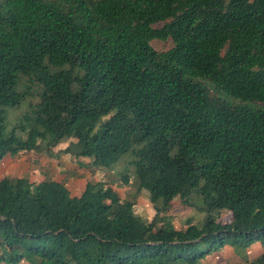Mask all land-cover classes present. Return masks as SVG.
Wrapping results in <instances>:
<instances>
[{
  "label": "trees",
  "instance_id": "1",
  "mask_svg": "<svg viewBox=\"0 0 264 264\" xmlns=\"http://www.w3.org/2000/svg\"><path fill=\"white\" fill-rule=\"evenodd\" d=\"M32 87L38 101L6 132ZM67 139L61 154L92 171L129 154L152 219L105 183L71 195L3 176L0 264H199L264 245V0H0V160ZM192 195L204 218L175 228L171 201L191 208Z\"/></svg>",
  "mask_w": 264,
  "mask_h": 264
},
{
  "label": "rangeland",
  "instance_id": "2",
  "mask_svg": "<svg viewBox=\"0 0 264 264\" xmlns=\"http://www.w3.org/2000/svg\"><path fill=\"white\" fill-rule=\"evenodd\" d=\"M161 26L162 24L158 23L153 27L160 28ZM149 46L155 52H164L168 50L172 44L169 39L165 41L152 40L149 42ZM205 85L210 92L228 104L242 105L251 110L257 109V106L253 104L240 103L237 100L228 98L223 93L212 90L207 83H205ZM31 91L32 95L26 97L18 107L6 110V132L12 131V127L17 118L28 110L30 104H34L38 101L36 95H34L38 91L37 88L32 87ZM15 136H21V134L15 132ZM73 141V139L63 140L48 153L26 152L20 154L19 152L14 156L6 157L3 161H1V159L0 178L3 176L9 178H24L30 182L52 181L54 184L61 185L63 188L74 193L82 189L85 182L89 185L105 183L106 185H110L116 192L119 197V202H121L120 204L131 208L134 216L141 218L143 221H150L154 215L152 204L149 203L147 192L144 190H137L132 183V169L128 165L130 155L127 153L121 155L117 162L108 169H95L91 171L87 166V158H73L61 154V151L68 143ZM78 160H81L80 163L84 165L83 168L76 163ZM122 172L129 175V183L127 185H121L119 181V174ZM191 202L193 206L188 208L183 206L178 198L171 201L165 214L170 217L175 228L182 226L183 222L188 218H190L194 224H199L204 218L205 213L198 210L199 206L201 207L200 199L196 195H192ZM216 212L217 211H212L210 214L215 215ZM220 220L222 222H228L229 214L226 211H222L220 213ZM227 251L228 253L223 255L216 254L208 256L203 264H244L240 259L232 256L230 250Z\"/></svg>",
  "mask_w": 264,
  "mask_h": 264
},
{
  "label": "crops",
  "instance_id": "3",
  "mask_svg": "<svg viewBox=\"0 0 264 264\" xmlns=\"http://www.w3.org/2000/svg\"><path fill=\"white\" fill-rule=\"evenodd\" d=\"M6 157H11V156H5L1 161L5 160ZM1 161H0V162H1ZM80 161H81V160H78L76 163H78V165H80L81 168H83L84 165L81 164ZM91 171H92V170H91ZM85 184H86V182L84 183L82 189H80V190H79L78 192H76V193H74V192H72V191H68L66 188H65V189H66L71 195H77L80 191L83 190ZM114 192H115V191H114ZM115 193H116V192H115ZM118 198H119V197H118ZM227 250H230V249H224L223 252L220 253L219 255H223V254H225V253H228ZM230 251H231L232 256H234V257L240 259L241 262H243L244 264H246V261H247V260H251V259H253V258H255V257L259 256V255H261L262 253H264V245L254 244V245H252L250 248H248V249L246 250L245 253H234L232 250H230ZM210 256H213V255H210ZM207 257H208V256H206V258H207ZM206 258H205V259H206ZM205 259L202 260V261H200L199 264H203V263L205 262Z\"/></svg>",
  "mask_w": 264,
  "mask_h": 264
}]
</instances>
